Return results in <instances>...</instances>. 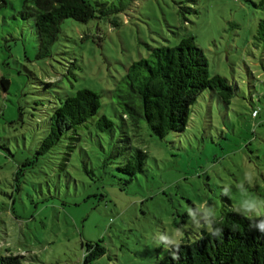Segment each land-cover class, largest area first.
Returning a JSON list of instances; mask_svg holds the SVG:
<instances>
[{
  "label": "rangeland",
  "instance_id": "obj_1",
  "mask_svg": "<svg viewBox=\"0 0 264 264\" xmlns=\"http://www.w3.org/2000/svg\"><path fill=\"white\" fill-rule=\"evenodd\" d=\"M108 1L122 10L65 19L51 53L40 56L24 0H0V253L25 254L27 264H156L166 255L157 233L180 229L183 242L205 229L194 228L204 224L197 204L218 219L245 198L264 201V0ZM189 35L210 76L238 84L228 106L205 90L184 131L162 139L145 123L132 139L147 151L146 170L133 176L120 168L117 137L93 127L68 154L62 143L55 155L35 157L61 98L95 90L99 115L119 124L110 91L127 66ZM88 243L103 252L85 262Z\"/></svg>",
  "mask_w": 264,
  "mask_h": 264
},
{
  "label": "trees",
  "instance_id": "obj_2",
  "mask_svg": "<svg viewBox=\"0 0 264 264\" xmlns=\"http://www.w3.org/2000/svg\"><path fill=\"white\" fill-rule=\"evenodd\" d=\"M109 2L24 0L21 14L24 18H33L39 55L47 56L65 19L88 22L122 10L116 5L112 7ZM208 65V59L194 36H185L175 45L151 46L147 56L127 66L125 74L110 91L120 109L119 124L105 113L99 115L103 94L90 88L79 89L74 94L65 95L47 113L45 136L35 151V157L55 155L62 143L66 149L60 153L63 156L68 154L69 148L82 142V129L93 127L97 132L117 137L113 146L121 158V169L130 176L145 171L147 151L135 146L132 139L140 134L145 123L154 135L163 139L171 132L180 133L187 128L192 107L205 90L226 106L238 95V84L218 73L210 76ZM258 114L257 110L256 116ZM100 145L105 149L102 142ZM250 224L251 221L239 213L225 208L213 224L214 228L222 229L220 236L212 237L202 229L192 239L188 236L181 242L176 252L178 259H173L172 253L166 250V255L156 264H264V234L258 228H250ZM87 246L92 248L94 245L88 243ZM93 248L85 256V262L96 252H103L98 244ZM26 257L22 253H0V264H27Z\"/></svg>",
  "mask_w": 264,
  "mask_h": 264
},
{
  "label": "clouds",
  "instance_id": "obj_3",
  "mask_svg": "<svg viewBox=\"0 0 264 264\" xmlns=\"http://www.w3.org/2000/svg\"><path fill=\"white\" fill-rule=\"evenodd\" d=\"M243 184L238 185L241 193H245L246 189L242 187ZM230 191L227 187L224 189V195H229ZM189 215L193 218L195 217V213L192 210V207L187 209ZM196 211L202 213V219L204 220V224L200 225L196 222L194 228L200 229L205 228L208 234L212 237H218L221 235L222 229L219 227L214 228L213 224L216 223V217L214 209L204 204H197ZM233 212L239 213L242 217L251 221L250 228H258L260 233L264 234V201H259L254 198H245L241 200L238 204H234L232 207ZM259 218V219H255ZM192 225V224H191ZM182 232L180 229H177L175 233L170 234L168 232L157 233L155 236V242L157 245L163 243V247L165 250H168L172 253L173 259H178L176 252L180 249ZM175 249V252L172 250Z\"/></svg>",
  "mask_w": 264,
  "mask_h": 264
},
{
  "label": "built area",
  "instance_id": "obj_4",
  "mask_svg": "<svg viewBox=\"0 0 264 264\" xmlns=\"http://www.w3.org/2000/svg\"><path fill=\"white\" fill-rule=\"evenodd\" d=\"M253 115H254V116H256V115H257V110H255V111L253 112Z\"/></svg>",
  "mask_w": 264,
  "mask_h": 264
}]
</instances>
